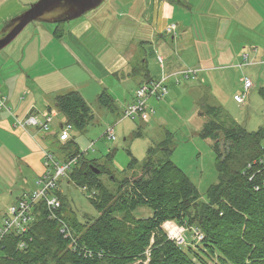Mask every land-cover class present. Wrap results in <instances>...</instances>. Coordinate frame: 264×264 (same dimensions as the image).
<instances>
[{
  "label": "trees",
  "instance_id": "trees-1",
  "mask_svg": "<svg viewBox=\"0 0 264 264\" xmlns=\"http://www.w3.org/2000/svg\"><path fill=\"white\" fill-rule=\"evenodd\" d=\"M170 3L184 5L181 0ZM60 24H55V38L62 36ZM142 63L132 72L144 80L147 73ZM260 95L264 100V88ZM96 102L110 112L118 110L106 90L97 95ZM53 109L63 116L64 125L78 132L93 121L90 107L77 91L57 95ZM202 110L200 116L207 121L199 137L213 141L219 173V181L207 189L205 201L200 200L187 175L169 161L173 150L161 149L165 155L161 164L154 165L148 157L140 176L123 179L110 191L99 179L105 171L83 158L71 141L66 149L73 151L61 155L62 161H79L68 172L67 181L85 189L86 196L93 192L88 201L98 217L77 221L73 213L67 215L65 199L59 194L61 220L71 237L60 233V224L49 220L45 209L38 206L36 221L26 238L31 242L18 250L19 236L3 237L0 264H264V166L254 164L247 169L248 164L263 157L264 124L255 132H247L230 121L221 107ZM152 152L149 148L148 154ZM131 159L128 168L137 163ZM91 166L99 173L95 174ZM142 208L151 214L136 216L134 213ZM168 221L185 229L197 227L203 240L177 246L161 228Z\"/></svg>",
  "mask_w": 264,
  "mask_h": 264
},
{
  "label": "crops",
  "instance_id": "crops-1",
  "mask_svg": "<svg viewBox=\"0 0 264 264\" xmlns=\"http://www.w3.org/2000/svg\"><path fill=\"white\" fill-rule=\"evenodd\" d=\"M37 1L0 0V38L5 35L9 22ZM170 1L172 0H134V15L131 13L130 16L137 31L134 35V52L137 47H145L152 55L149 56L150 62L147 57L146 60H141L147 73L144 80L141 76H134V72L131 74V69L137 63H132L129 57L114 47L107 50L99 45L101 34L113 43L114 33L112 31L110 37L106 29L97 26L95 17H84L67 28L62 27L61 38L52 35L54 30L34 28L30 37H24L3 54L0 58V97L5 100L8 109L0 107V154L13 164V174L4 163L0 164V204L8 200L4 204L1 220L8 203L10 206L24 193L36 189V182L44 172L42 153L47 150V142H58L64 118L53 109L57 95L77 91L85 100L81 87L92 85L97 93L106 90L113 97L118 109L133 101L134 92L142 82L165 79L166 86L169 82L178 84L179 82L173 80L176 78L174 75L183 70L196 72L193 79L183 81L194 83L191 91H199L194 88L197 86L195 83L201 84L209 77L212 81L211 71L217 68L215 65H208L209 59L203 53L207 51L210 60L226 58L224 51L212 48L206 42L207 39H202L207 38L211 32L207 25L212 27L223 16L229 22L236 21L239 15L241 18L242 14L250 18L249 9L256 11V7L251 5H264V0H181L184 5H175ZM118 16L120 15L111 18L116 21ZM171 24L176 26L175 35L165 33ZM24 29L19 35L26 31ZM229 35L227 32L226 37ZM241 48L235 51L238 59H242L247 50L253 49L254 53L257 52V48ZM100 52H105L103 65L94 61L90 55ZM215 52L212 57L211 53ZM234 66L243 67L237 62L233 63ZM131 77L138 78L135 87L129 84ZM114 85H119L123 92L113 93ZM129 85L132 86L127 94ZM159 102L153 101L156 104H149L152 114L155 113L153 106H157ZM48 110L55 112L51 134L42 135L35 128L20 129L14 125V118L22 119L28 114H34L41 119ZM147 123H143L144 127Z\"/></svg>",
  "mask_w": 264,
  "mask_h": 264
},
{
  "label": "rangeland",
  "instance_id": "rangeland-1",
  "mask_svg": "<svg viewBox=\"0 0 264 264\" xmlns=\"http://www.w3.org/2000/svg\"><path fill=\"white\" fill-rule=\"evenodd\" d=\"M251 6L256 7L255 10L259 14L250 8V15H248L250 18L242 14L241 18L239 15L236 21L229 22V19L223 16L219 19V23H214L212 27L207 25L211 32L208 33L207 38L202 37V39H207L206 42L212 48L224 51L226 58L210 60V54L207 51L203 53V56L209 59L208 65H215L214 67L217 68L211 71L212 81L209 77V79H205V83H195L200 86L194 87L199 89V91H191V86L194 84L191 82L179 81L178 84H173V82L170 83L168 81L169 84L167 83L166 86L168 93L165 100L157 103V106H153L155 113L151 114L150 121L142 128L138 119L133 120L123 117L124 107L118 108L116 113L100 107L96 102V95L99 92L97 93L91 87L92 85H84L81 89L84 91L85 100L92 112L93 121L82 132L71 128L68 131L69 140L65 143L47 142L49 143L45 147L47 151L56 160L62 161L61 155L73 151V148L66 149V146H69L71 141H73L78 153H81L83 158L94 161L96 165L105 171L99 179L108 190L114 191L117 182L140 176L148 157L154 165L161 164L165 160V155L161 149L168 148L173 150L168 158L169 161L173 162L187 175L197 189L200 200L205 201L206 191L211 185L218 183L219 173L216 167L215 155L212 151L213 141L199 137V132L207 121L205 117L200 116L202 109L206 106L221 107L229 116L230 121L247 132H255L264 124V100L260 95V91L264 88V63H259L264 61V5L259 6V4H256ZM131 9H133L132 12ZM116 11L118 14H114ZM131 13L134 15V0H104L96 9L87 12L74 21L62 22L60 26L61 28H67L68 25L74 24L81 18L95 17L98 21L97 26L106 29L110 37L111 32L113 31L114 33L113 43L103 34L100 35L99 45L101 47H106L107 50H111L114 47L115 50L129 57L132 63L138 64L142 59L146 60V57L150 62L151 57L149 56L152 55L149 54L148 48L146 50L145 47H137L134 52V41H136L134 35L137 31L134 28V23L130 20ZM115 15H120L116 18V21L115 18H111V16ZM52 16V13L47 14L43 20L50 19ZM34 28H44L43 30L45 31V28H47L53 31L55 24L41 20L30 23L25 28L26 31L22 35H18V39L15 38L16 41L14 40V43L12 42L0 51V58L5 52L11 50L14 44L21 41L24 37H30ZM227 32L230 34L228 37H226ZM198 39L200 40V38ZM240 44L241 46L239 47ZM241 47H244L245 50L257 48L256 53H250L249 50L246 51L250 53L249 60L255 62V64L244 66L242 59L235 57V51L242 49ZM215 54L216 52L211 53V56L214 57ZM90 55L94 61L99 62L101 65L105 62V52L91 53ZM231 57L233 63L237 62L242 64L243 67H233ZM243 78H248L251 81L252 88L248 90L244 102L239 104L235 98L243 93ZM137 80L138 78L131 77L129 84L131 83L135 87ZM144 83L146 82L141 84ZM131 86H128L127 94L130 93L129 88ZM112 89H114L112 90L113 93L121 94L123 92L119 85H114ZM149 104L156 103L151 101ZM5 109L8 108L5 106ZM60 117L63 118L62 115ZM52 125L54 126V122L50 124L49 131L42 132V135L51 134ZM108 130H112L114 140H109L105 136ZM137 133L140 136L134 138L133 135ZM167 134L170 137H167ZM161 144L163 145L161 146ZM149 148L153 149L150 155L148 154ZM131 158H134L137 163L133 167L128 168ZM2 163L13 174L11 169L13 164L0 154V164L2 165ZM113 178L116 182L113 181ZM59 193L65 199V212L67 215L73 213L79 222L85 221L86 218L95 219L98 217L97 211L88 201L89 198L93 197V192L86 196L84 190L67 181L66 177L59 184ZM7 202L8 200L0 204V224L1 213L4 211V204ZM8 205L9 203L7 207ZM134 214L147 217L151 212L147 208H142L138 209ZM161 228L168 238L173 237L177 230L183 227L168 221L167 228L164 226ZM187 229L200 230L194 226L186 228L184 236L187 238V242L190 243V233Z\"/></svg>",
  "mask_w": 264,
  "mask_h": 264
},
{
  "label": "built area",
  "instance_id": "built-area-1",
  "mask_svg": "<svg viewBox=\"0 0 264 264\" xmlns=\"http://www.w3.org/2000/svg\"><path fill=\"white\" fill-rule=\"evenodd\" d=\"M176 26L174 24L169 25L165 33L169 35H175ZM250 53H254L255 50L250 49ZM249 52H246L242 56L244 66H250L255 64L249 60ZM161 63V59H159ZM259 63H264L259 62ZM196 72L193 70H183L174 76H176V82L188 80L194 78ZM252 88V83L248 78H243V93L241 96L235 98L236 102L242 104L246 98L248 90ZM167 87L165 79L152 80L144 84H140L135 92L133 101L125 105L123 109V117L131 118L133 120L138 119L143 123H147L150 120L152 110L149 108L150 101H162L167 96ZM5 100L0 97V107L5 108ZM55 116L54 111H46L41 116V119L34 114H28L22 119L14 118V125L20 129L35 128L41 132H48L49 126L52 123V119ZM71 130L70 125H63L58 137L60 142H66L69 140L68 131ZM105 136L109 140H114L112 130H108ZM263 157L256 159L251 164L247 165V169L255 164L264 166V146L262 147ZM44 172L36 182V189L24 193L13 204L7 207L6 213L1 220L0 224V242L3 237L7 235L19 236L16 247L18 250H24L27 248L28 242H31V238H27V233L31 226L34 224L37 218L38 212L36 208L42 206L45 209L46 215L49 220L56 221L60 224V233L64 234L66 238H70V230L66 224L61 220L62 214L59 209L61 206L60 199L58 197L59 184L62 180L66 179L68 172L77 165L79 159L71 158L67 161H59L47 150L42 153ZM85 191V189H82ZM93 195V193H92ZM167 223L162 226L167 228ZM188 230V229H187ZM186 229L179 228L177 233L173 237H168L174 241L177 246L186 247L194 243H199L203 240L202 233L197 230H188L190 233L191 242H187V238L184 236Z\"/></svg>",
  "mask_w": 264,
  "mask_h": 264
},
{
  "label": "water",
  "instance_id": "water-1",
  "mask_svg": "<svg viewBox=\"0 0 264 264\" xmlns=\"http://www.w3.org/2000/svg\"><path fill=\"white\" fill-rule=\"evenodd\" d=\"M104 0H38L26 11L14 18L6 26L5 35L0 38V51L6 48L30 23L44 21L47 23H62L76 20L99 7ZM52 13L50 19L44 16ZM139 125L143 128V122L139 120ZM95 174L99 170L91 166Z\"/></svg>",
  "mask_w": 264,
  "mask_h": 264
},
{
  "label": "bare ground",
  "instance_id": "bare-ground-1",
  "mask_svg": "<svg viewBox=\"0 0 264 264\" xmlns=\"http://www.w3.org/2000/svg\"><path fill=\"white\" fill-rule=\"evenodd\" d=\"M167 226V225H166Z\"/></svg>",
  "mask_w": 264,
  "mask_h": 264
}]
</instances>
